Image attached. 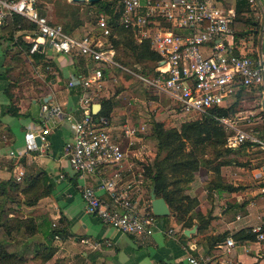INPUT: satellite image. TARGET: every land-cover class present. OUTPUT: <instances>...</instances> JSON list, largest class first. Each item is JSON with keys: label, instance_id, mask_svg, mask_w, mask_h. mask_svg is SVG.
I'll use <instances>...</instances> for the list:
<instances>
[{"label": "built area", "instance_id": "built-area-1", "mask_svg": "<svg viewBox=\"0 0 264 264\" xmlns=\"http://www.w3.org/2000/svg\"><path fill=\"white\" fill-rule=\"evenodd\" d=\"M37 1L0 0V25L8 15H22L35 26L28 40L29 53L43 49L59 54L73 52L84 62L95 64H86L85 73L70 75L66 80L67 87L79 88L80 116L63 113L71 130V136L62 144V155L69 167L79 175L101 173L94 185L80 188L84 210L120 232L146 237L153 232L157 217L137 208L132 194L139 190L143 169L139 170L128 156L129 147L138 140L137 134L144 130V124L135 125L124 118L117 130H112L109 117L95 116L90 111L95 96L93 88L104 80L103 68L119 66L106 40L110 29L105 15L99 13L95 17V32L73 35L66 33L60 23L40 14ZM234 15L233 7H223L217 0H121L118 21L132 31L136 41L147 39L157 54L155 76L138 77L166 93L181 109L205 112L226 105L239 86L257 85L264 99V49L260 48L254 55L233 50L231 22ZM176 29L182 31L176 32ZM41 111L46 116L60 113L59 106L46 103L41 105ZM257 117L258 112L244 108L232 115L214 116L226 130L224 147L235 148L247 143L250 149L264 152V137L252 127ZM48 132V126H27L21 146L0 152V163L4 157L13 158L40 149L47 144ZM106 169L110 170L106 173ZM13 170L16 180L20 179L22 170L15 164ZM98 191L105 193L107 200L101 199ZM259 194L262 212L257 216L258 222L249 227L256 241L264 239V188ZM53 238L57 240L59 236L54 234ZM79 242L90 248L110 244L107 240L87 237H81ZM222 242L227 252L235 241L228 236ZM221 246L219 242L218 247ZM185 263L205 264L193 254L185 257Z\"/></svg>", "mask_w": 264, "mask_h": 264}, {"label": "crops", "instance_id": "crops-1", "mask_svg": "<svg viewBox=\"0 0 264 264\" xmlns=\"http://www.w3.org/2000/svg\"><path fill=\"white\" fill-rule=\"evenodd\" d=\"M236 1L217 0V3L234 9L235 15L231 22L233 50L240 54L254 55L261 48V37L264 34V0H255L253 4L243 0V6L240 9L238 6V11L235 9ZM72 34L79 35L75 31ZM30 37V30L16 28L10 38L3 24L0 25V152L20 147L27 126L49 127L46 145L11 159L22 170L24 182L30 177L39 176L49 185L47 194L39 198L35 207L42 210L40 215H47L49 221L55 223L54 227L64 231L59 237V247L55 254H65L63 261L69 264H153L158 260L185 264L188 254L200 257L205 264H264V239L234 240V245L227 252L223 248L224 239L214 240L224 231L228 237L230 233L258 222L257 216L262 212L259 192L264 188V169L260 168L264 166L262 155H259V161L250 169L253 177L258 178L257 185L248 183L244 174L242 181L232 183L238 185L235 190H216L207 184L209 204L205 209L200 207V191L205 188L199 183L201 188L199 191L196 189L199 185L193 175L185 183L183 192L190 197L194 196L197 204L183 218L170 211L165 217L157 218L153 232L146 237L120 232L101 222L95 215L85 212L80 188L82 185H94L101 173L79 175L69 167L67 159L62 155V144L71 136V130L63 113L80 116L79 88L67 87L66 80L70 75L85 73L86 64H91L73 52L59 54L43 49L39 52L53 61L49 70H44L41 62L34 59V52L29 53L27 50ZM94 94L95 101L97 93ZM243 102L244 109L258 112L252 127L257 128L264 137V99L257 85L245 87ZM43 103L59 106L60 113L46 116L41 111ZM7 107L11 109L6 111ZM114 109L116 107L112 108L108 116L112 123H115L113 119L116 118L115 113L112 115ZM123 114L118 116L120 121L127 118ZM249 149L247 145L243 146L244 152ZM245 164L248 163L244 161ZM109 170L106 169V173ZM219 174L224 183L221 169ZM199 182L202 184L201 178ZM147 183V180L142 179L139 190L132 194L139 211L150 206V187L147 189L148 199L144 197ZM190 186L194 189L193 193L187 192ZM98 194L101 199L107 200L105 193L98 191ZM220 200L223 206L217 207ZM193 211L206 217L204 225L199 227ZM184 221H190L191 224L185 226ZM192 226V232L183 233L184 228ZM168 229L171 231L168 232ZM81 237L107 240L110 244L102 243L96 248H90L79 242ZM219 242L222 243L221 247H218Z\"/></svg>", "mask_w": 264, "mask_h": 264}, {"label": "trees", "instance_id": "trees-1", "mask_svg": "<svg viewBox=\"0 0 264 264\" xmlns=\"http://www.w3.org/2000/svg\"><path fill=\"white\" fill-rule=\"evenodd\" d=\"M51 1V0H46ZM89 5H94L96 10L105 15L107 24L110 29L108 37L112 34L125 35L124 42L130 53L133 55L136 62H155L157 54L150 48L148 40L142 39L136 41L133 37L132 31L124 27L118 21L119 11L121 8V0H94L87 1ZM238 6H243V0H237L235 9L238 11ZM40 14H44L43 10L38 8ZM5 31L12 37V31L16 28H25L34 34V23L19 14H11L5 17L3 21ZM80 24V21L74 20L61 24L62 29L71 34L72 30ZM114 36V35H113ZM121 38V39H122ZM114 44H118L112 37L110 38ZM123 40V39H122ZM22 44L24 41H20ZM28 44V43H27ZM34 59L41 62L44 70H49V66L53 65V61L39 51L33 53ZM103 76L105 68H103ZM142 71V70H141ZM52 76V74H50ZM104 82V80H103ZM102 82V83H103ZM245 87L239 86L233 93L231 101L224 106H217L207 109L202 113L200 119L183 121L180 123L179 128H169L160 130V122L155 123L154 138L156 139L157 155L148 163L143 164L142 176L143 180H147V185L153 188L155 196H161L165 200L169 211L179 218H183L192 208L197 204V199L183 192L185 183L191 180L194 171L199 169L203 164L208 166L211 162L214 164L207 167L212 174L207 179L208 185L216 190H235L238 185L223 183L220 179V166L225 164H241L233 158L221 159L219 156L236 152L240 147L245 146L247 143H242L235 148L224 147L226 130L214 116H227L232 115L239 108L238 104L243 100V92ZM96 102L100 103L99 110L93 114L95 116L108 117L110 111L115 103L110 97H97ZM11 108L7 107L6 111ZM188 145V147H186ZM198 151L202 154L198 156ZM207 152L210 157L203 156ZM256 153L264 157V152L255 150ZM243 165V163H242ZM17 183L10 180H0V196L10 197L8 193L9 188H16ZM48 184L39 178V176L30 177L25 182L23 187H20V192L25 199L27 205L34 204L41 196L48 192ZM148 197V196H147ZM151 212L150 206L145 209ZM154 215V214H153ZM193 215L197 218L199 227L204 225L206 217L198 211H193ZM155 216V215H154ZM166 216V215H165ZM165 216H155L163 218ZM190 221H184L183 225L189 226ZM0 229L6 234L10 235L12 230L21 231L25 237L33 233H39L42 241L32 244L33 251L32 257L39 258L41 261L47 260L55 249L52 245L54 234L61 237L64 231L61 228H53L47 215L32 216H11L0 207ZM227 236V232H222L217 235L214 240H222ZM230 236L236 241L254 240V233L249 231V227L240 228ZM28 244L24 239L23 244L19 246L18 250H8L4 242L0 240V264H21L23 261V250L26 249ZM25 246V248H23ZM153 264H184L181 262H166L164 260L155 261ZM186 264V263H185Z\"/></svg>", "mask_w": 264, "mask_h": 264}, {"label": "rangeland", "instance_id": "rangeland-1", "mask_svg": "<svg viewBox=\"0 0 264 264\" xmlns=\"http://www.w3.org/2000/svg\"><path fill=\"white\" fill-rule=\"evenodd\" d=\"M37 8L42 9L49 21L52 22L65 24L66 22H72L74 20L80 21V24L72 30V32L75 31V34L79 35L86 32H95V17L100 13L96 10L94 5H89L86 0L77 3H71L69 0H38ZM175 31L181 32L182 30L176 29ZM111 37L116 40L118 44H114L110 39ZM111 37H107L106 40L112 46L114 50L113 58L119 66L105 67L104 82H101L98 87H94L93 89L94 92L97 93L96 98L110 97L115 103L114 107H116V109L113 110L112 115L115 113L116 118L113 119L115 123H112V130H117L120 122L118 116L121 115V113H124L123 115H126L128 121L135 125L139 123L144 124V130L138 132V140L129 147L130 152L128 153L130 159L134 161L140 170V168H143V164L152 161L158 153L156 139L154 138L156 122H160V130H166L172 127L178 129L180 123L183 121L200 119L203 112L199 110L181 109L166 93L141 80L138 75L148 77L155 76L154 62H135L127 44L124 42L125 35H115L114 33ZM90 64L95 65L92 62H90ZM243 105H245V102L242 100L238 104V109H242ZM186 147H188V145ZM201 154L202 153L198 151V156H201ZM203 156L210 157L207 152H205ZM258 157L259 154L255 152V149H249L247 152H244L243 147H240L236 152L219 156L221 159L233 158L241 163L220 166L223 175L222 178L225 180L224 183L232 184L233 182L237 183L238 181H242L244 174L247 176L246 181L248 183L257 185L258 178L255 176L253 177L250 169L254 163L259 161ZM215 161L217 160H214L208 166L201 164L199 169L193 173V178L195 177L198 185L200 183V185H203L205 188L204 191H200L202 192L200 207L204 209L207 208L209 204V194L206 191L208 182L206 181L210 174H212L207 167H210ZM244 161L248 164L242 165ZM14 164V159L8 157L2 158V162L0 163V180L8 179L18 185L16 188L8 189L10 197L6 198L0 196V207L3 208L7 215L11 216H38L42 211L40 208L35 207L39 199L32 205H27L25 203V199L19 190L20 187H23L25 184L22 176L23 174L20 179L16 180L13 170ZM3 165H6L8 168L3 169ZM197 178L202 179V184ZM200 185L196 188L197 190H200ZM147 189L148 186L145 189V199H148ZM187 192L193 193V187L190 186ZM222 200L217 202V207L223 206L224 200ZM52 227L56 228L54 226ZM24 239L27 240L28 244L26 245V249L22 252L23 261L21 264H69L63 261L65 254H55L59 247V239H52V245L55 246V249L47 260L41 261L39 258H33V251H31L33 243L42 241L39 233L35 232L25 237L21 231L12 230L10 235H8L0 229V240L4 242L8 250H18L19 246L23 244ZM23 248H25V246H23Z\"/></svg>", "mask_w": 264, "mask_h": 264}, {"label": "water", "instance_id": "water-1", "mask_svg": "<svg viewBox=\"0 0 264 264\" xmlns=\"http://www.w3.org/2000/svg\"><path fill=\"white\" fill-rule=\"evenodd\" d=\"M70 2H82L84 0H69ZM86 1H94V0H86ZM261 48L264 49V34L261 37ZM100 108V103L99 102H93L90 106V111L92 114H95ZM35 142L39 144V139L38 137H35ZM149 199H150V209L151 212L155 216H165L169 213V208L161 196H155L153 192V188H150L149 190ZM194 230V226L189 227V228H184L183 233L187 234L189 232H192Z\"/></svg>", "mask_w": 264, "mask_h": 264}]
</instances>
